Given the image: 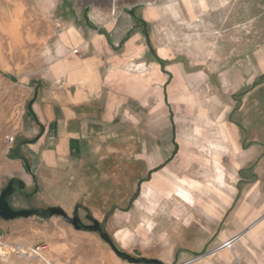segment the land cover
<instances>
[{
	"label": "rangeland",
	"instance_id": "1",
	"mask_svg": "<svg viewBox=\"0 0 264 264\" xmlns=\"http://www.w3.org/2000/svg\"><path fill=\"white\" fill-rule=\"evenodd\" d=\"M72 26L85 31L79 51ZM71 52L98 56L121 130L107 131L87 184H67L65 171L40 174L10 204L61 206L70 216L79 205L83 222L95 216L129 255L164 264L209 253L260 219L235 245L241 257L226 249L210 260L264 264V0H0V159L24 137L19 122L31 98L8 75L64 84ZM232 108L226 147L215 129ZM18 218L65 235L64 249L50 244L55 263H138L64 216ZM19 250L6 244L0 254L6 264H43Z\"/></svg>",
	"mask_w": 264,
	"mask_h": 264
},
{
	"label": "crops",
	"instance_id": "2",
	"mask_svg": "<svg viewBox=\"0 0 264 264\" xmlns=\"http://www.w3.org/2000/svg\"><path fill=\"white\" fill-rule=\"evenodd\" d=\"M72 28L74 30L71 32L74 37L71 44L72 51L74 48H78L79 51L81 39L77 37V34L85 31L82 29L78 31L76 26ZM60 51L63 52V49ZM69 56L68 67L64 73L65 81L61 85L55 83L53 86H49L50 83L45 85L48 76L43 73L38 77L27 74L22 79L20 76L8 75L9 82L27 87L31 98L28 101V113L23 115L19 122L18 132L24 137L17 140L11 150L12 156L7 153L5 158L0 159V192L9 176L19 178L26 185H31L36 184L40 174L62 171L67 174V184H87L86 174L94 172L91 168L94 164H91L90 159L95 161L94 167L100 162L103 142L106 141L107 135L112 134H107V131L121 130V115L116 112L114 97L107 95L106 81L96 62L98 56L85 58L75 52H71ZM61 76L63 77V75H57L53 80ZM50 80L52 81L49 79V82ZM46 88L53 90L46 92ZM50 91L53 94H48ZM232 113L233 108L229 112L225 111L222 114V117H225V123L218 124L215 129L216 134L219 132L224 134L225 142L222 140L219 142L226 144V147L228 141L230 146H233L232 133L235 123L231 118ZM228 116H230L229 119ZM108 125L113 127L109 128ZM240 137L239 134V140ZM15 141L16 137L13 143ZM19 153L24 157H21ZM79 187L81 188V185ZM221 199L228 203L231 198L228 194H221ZM241 233L225 239L209 253L200 255L194 264H214L210 257L217 253L225 256L228 254L226 249H231L238 257H241V253L234 249L246 232ZM62 236L65 235L59 234L56 230L50 232L47 229L33 228L25 218L7 220L0 217V245L16 243L19 251L21 249L27 251L25 256L29 259L40 256L27 248L40 244L43 246V256L51 264H59L49 257L53 256L50 244H53V249H64L60 246L59 238ZM229 240L231 248L226 246ZM7 259L8 256L0 254V264H6ZM41 259L43 264H47L43 258ZM84 262L86 261L79 260L77 263L86 264Z\"/></svg>",
	"mask_w": 264,
	"mask_h": 264
},
{
	"label": "water",
	"instance_id": "3",
	"mask_svg": "<svg viewBox=\"0 0 264 264\" xmlns=\"http://www.w3.org/2000/svg\"><path fill=\"white\" fill-rule=\"evenodd\" d=\"M131 14H135L134 11H131ZM25 187V183L23 180L19 178H11L9 182H7L4 186V188L0 192V217L4 219H15L18 217H29L32 215H39L42 217H51L55 214L67 216V213L64 211V209L61 206H49L46 208L41 207H31V208H14L10 204V197L17 189H23ZM93 221V224H79L74 222V225L77 229H85V230H96L99 231L101 236L110 243V245L113 247V249L121 256L132 259L136 262H148V263H158V264H164L160 259L152 258H135L129 255L127 252L122 250L115 242V240L110 236V234L107 232V230L102 226V223L95 218L94 216L90 217ZM260 220V219H259ZM259 220H257L254 224H256ZM254 224L249 226L246 230H244L241 234H244L247 232Z\"/></svg>",
	"mask_w": 264,
	"mask_h": 264
},
{
	"label": "built area",
	"instance_id": "4",
	"mask_svg": "<svg viewBox=\"0 0 264 264\" xmlns=\"http://www.w3.org/2000/svg\"><path fill=\"white\" fill-rule=\"evenodd\" d=\"M14 139H15L14 136H9V138H8L9 143L12 144V143L14 142ZM4 245H6V244H1V245H0V253H3V251H1V249H3ZM226 246H228L229 248H231V242H228V243L226 244ZM29 250H30L31 252H33L35 255L40 256L41 258H43L47 264H51V263H50V262H49V261L43 256V254H42V250H43V246H42V245H40V244H39V245H36V246L33 247V248H29ZM21 251H22V253H27V251L24 250V249H23V250L21 249ZM198 258H199V256L194 257V258H189V259H186V260H183V261H180V262L174 263V264H194V262H195L196 259H198ZM142 262H143V261L138 262V263H136V264H158V263H148V262L142 263Z\"/></svg>",
	"mask_w": 264,
	"mask_h": 264
},
{
	"label": "flooded vegetation",
	"instance_id": "5",
	"mask_svg": "<svg viewBox=\"0 0 264 264\" xmlns=\"http://www.w3.org/2000/svg\"><path fill=\"white\" fill-rule=\"evenodd\" d=\"M10 180V179H9ZM9 180H8V182H9ZM16 191H20L22 194H24L25 196H28L29 195V193L28 192H26V190H25V187L23 188V189H17ZM81 207L78 205V206H76V209H74V211H73V214H72V216H70V215H68L67 214V216H64L66 219H68L70 222H72L73 224H74V222H76V223H79V224H86V225H89V224H93V221L91 220V216H93V215H91V214H89V213H86L85 214V218L88 220V222L87 223H85V222H83V220L81 219V217H80V214H79V209H80ZM67 213V212H66ZM61 216H63V215H61ZM95 217V216H94ZM96 218V217H95ZM102 223V226L106 229V227H105V225H104V223L103 222H101ZM75 226V225H74ZM92 231H95V232H99V231H96V230H92ZM100 233V232H99Z\"/></svg>",
	"mask_w": 264,
	"mask_h": 264
},
{
	"label": "trees",
	"instance_id": "6",
	"mask_svg": "<svg viewBox=\"0 0 264 264\" xmlns=\"http://www.w3.org/2000/svg\"><path fill=\"white\" fill-rule=\"evenodd\" d=\"M159 61H160V63L163 65L164 64V60L163 59H161V58H159ZM19 155L21 156V157H24L22 154H20L19 153ZM164 164H162V165H160V166H158V167H156V168H153L151 171H150V173L151 172H153V171H155V170H157L158 168H160V167H162ZM149 176H150V174L148 175V177L147 178H145V180H148L149 179Z\"/></svg>",
	"mask_w": 264,
	"mask_h": 264
},
{
	"label": "bare ground",
	"instance_id": "7",
	"mask_svg": "<svg viewBox=\"0 0 264 264\" xmlns=\"http://www.w3.org/2000/svg\"><path fill=\"white\" fill-rule=\"evenodd\" d=\"M23 250V249H22Z\"/></svg>",
	"mask_w": 264,
	"mask_h": 264
}]
</instances>
